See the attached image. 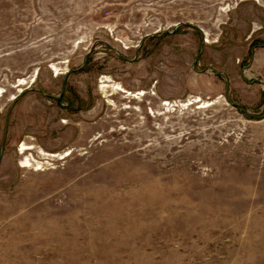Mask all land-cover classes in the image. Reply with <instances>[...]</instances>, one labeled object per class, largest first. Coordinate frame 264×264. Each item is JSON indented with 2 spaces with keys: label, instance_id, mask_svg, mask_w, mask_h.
<instances>
[{
  "label": "rangeland",
  "instance_id": "1",
  "mask_svg": "<svg viewBox=\"0 0 264 264\" xmlns=\"http://www.w3.org/2000/svg\"><path fill=\"white\" fill-rule=\"evenodd\" d=\"M0 264H264V0H0Z\"/></svg>",
  "mask_w": 264,
  "mask_h": 264
},
{
  "label": "bare ground",
  "instance_id": "2",
  "mask_svg": "<svg viewBox=\"0 0 264 264\" xmlns=\"http://www.w3.org/2000/svg\"><path fill=\"white\" fill-rule=\"evenodd\" d=\"M206 42H208V40H206ZM209 43V42H208ZM53 69H54V71H57L58 69L55 67V66H53L52 67ZM58 75H59V73H57ZM108 78L104 81V82H108ZM35 81V79L33 80H31V83H33ZM104 82H102V83H104ZM109 83V82H108ZM20 84L21 85H28L29 83H27V81L26 80H20ZM20 84H19V86H20ZM108 87V85H106V84H103V85H101V88L102 89H104L105 90V88H107ZM117 89L119 90V91H121L122 93H127L126 91H124L123 90V88H121L119 85H117ZM23 91V89H20V92H22ZM143 95L145 94V93H142ZM195 100H194V102H190V104L192 105L193 103H197L199 106H201V107H207V106H210V105H212L214 102H205V101H203L200 97H196V98H194ZM167 105V104H166ZM35 147L34 146H32V145H26L25 143L22 145V148H21V154H25V152L26 151H31V150H33ZM54 157H56V156H54ZM22 164V167L23 168H29V167H32L33 166V164H32V161L27 157V158H25L24 160H23V162L21 163ZM39 170V169H38Z\"/></svg>",
  "mask_w": 264,
  "mask_h": 264
},
{
  "label": "trees",
  "instance_id": "3",
  "mask_svg": "<svg viewBox=\"0 0 264 264\" xmlns=\"http://www.w3.org/2000/svg\"><path fill=\"white\" fill-rule=\"evenodd\" d=\"M240 108H241L242 112H245V108L244 107L240 106Z\"/></svg>",
  "mask_w": 264,
  "mask_h": 264
}]
</instances>
